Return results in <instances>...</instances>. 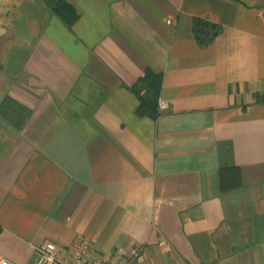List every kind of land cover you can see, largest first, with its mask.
Wrapping results in <instances>:
<instances>
[{
    "label": "crops",
    "instance_id": "0c3cea01",
    "mask_svg": "<svg viewBox=\"0 0 264 264\" xmlns=\"http://www.w3.org/2000/svg\"><path fill=\"white\" fill-rule=\"evenodd\" d=\"M68 1L71 26L0 0V102L30 110L0 115V259L86 239L118 264H264V0Z\"/></svg>",
    "mask_w": 264,
    "mask_h": 264
},
{
    "label": "trees",
    "instance_id": "16d2710c",
    "mask_svg": "<svg viewBox=\"0 0 264 264\" xmlns=\"http://www.w3.org/2000/svg\"><path fill=\"white\" fill-rule=\"evenodd\" d=\"M50 10L58 16L64 24L71 26L78 17L75 6L68 0H42ZM195 33L200 43L208 42L218 30H211L209 23L196 19ZM207 38V41L205 39ZM159 74L150 69L143 74L131 86L138 97L136 114L139 116L156 117L158 114L157 102L159 93ZM142 91V93H141ZM30 110L28 107L5 95L0 102V115L13 126L20 128L27 119Z\"/></svg>",
    "mask_w": 264,
    "mask_h": 264
},
{
    "label": "built area",
    "instance_id": "2783aa9c",
    "mask_svg": "<svg viewBox=\"0 0 264 264\" xmlns=\"http://www.w3.org/2000/svg\"><path fill=\"white\" fill-rule=\"evenodd\" d=\"M159 108H166L168 103L158 100ZM37 256L34 264H118L120 253L113 256H105L91 250L86 239H80L70 248L66 256L59 257L57 247L53 242L40 244L36 248ZM7 260L1 258L0 264H7Z\"/></svg>",
    "mask_w": 264,
    "mask_h": 264
}]
</instances>
